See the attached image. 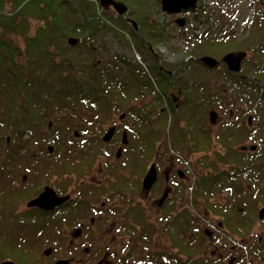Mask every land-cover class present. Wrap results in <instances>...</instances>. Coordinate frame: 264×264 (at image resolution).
<instances>
[{"label": "trees", "instance_id": "16d2710c", "mask_svg": "<svg viewBox=\"0 0 264 264\" xmlns=\"http://www.w3.org/2000/svg\"><path fill=\"white\" fill-rule=\"evenodd\" d=\"M115 1L127 6L124 15L117 14L111 7L101 6L99 0H0V155L7 168L5 172L16 171L20 176L33 177L32 173L38 171L34 164L40 165L39 160L46 153L55 156L56 160L57 157L64 159L65 165L71 164L69 170L80 169L100 154L98 147L119 141L118 129L122 122L128 129L127 143L122 146L124 157L138 156L139 161L135 160L134 164H142L144 171L156 157L169 154L168 150L178 157L181 151L188 157L209 144L237 140L238 134L245 133V139L260 144L255 153L222 150L215 157L248 155L247 159L257 156L259 161L239 167V173L232 169L216 171L212 176H199L197 186L193 187L195 204L200 205L196 200L202 202L201 193L205 192L204 204L218 207L224 214L225 223L236 222L244 227L241 230L244 233L252 216L257 219L258 202L264 201L262 125H254V116L258 115L257 121L264 119V111L246 107L249 96L256 97L260 106H264V10L254 9V18L238 34L224 30V26L217 27L215 32L206 28L200 35L191 33L190 39L186 40L192 44L189 50L183 51L186 53L184 60L172 63L163 61L160 54L153 51V46L165 43L171 31L168 22L159 26L151 16L159 1ZM198 8L199 5L191 10L197 12ZM193 17L196 18V14ZM108 29L116 31L120 43L129 42L136 48L150 75L123 53H116L107 60L103 47L94 43V38ZM17 36L22 38V45L15 41ZM71 36L77 38L75 45L68 44ZM77 50L82 52L80 59ZM227 53L243 54L238 71L226 67L222 58ZM203 57L217 60L216 65H206L201 60ZM212 69H219V74L224 77L215 90L200 85L206 83L203 82L205 70ZM229 87L245 96L244 109L234 112L240 115L237 120L225 121L214 128L205 115L215 105H222L226 99L224 90ZM146 95L149 98L142 99ZM138 96H142L139 104L131 105L130 97L138 99ZM232 101L229 100L228 107ZM52 112L56 122L49 128V121L45 124V120ZM113 113L118 116L124 113L123 117L127 119L133 117V125L130 130L129 121L118 119L113 123L118 129L108 145L102 136L107 129L104 124ZM249 113L253 125L247 123ZM75 130L78 137H74ZM133 136L138 142L134 143ZM51 144L56 148L54 155L47 151ZM57 162L62 168L61 162ZM142 169L135 167L133 175L139 176ZM234 175L237 180L244 179L240 189H233L230 184L235 181ZM12 180L5 184V195L17 193L18 188L10 183ZM38 185L40 182L36 187ZM219 186L229 190V196L226 192L223 202L216 200L212 204L209 197L217 194L215 191ZM180 188L185 189L183 181ZM68 202L60 206L62 212L67 209ZM22 213L27 215L15 218V211L0 214V260L40 264L42 256L38 253L54 241L48 238L52 230L49 212L31 208ZM144 213L143 210L134 211L142 219L141 223L146 217ZM179 218L182 223L183 213L176 216L177 220ZM186 221L190 222L188 216ZM196 225L203 236V229ZM168 230L174 234L173 226H168ZM170 239L173 244L174 238ZM185 242L186 239L179 243L183 256L177 264L194 262L190 255L195 250L186 247ZM255 245L259 260H264L261 258L264 257V237ZM165 256L175 257L172 252H165Z\"/></svg>", "mask_w": 264, "mask_h": 264}, {"label": "rangeland", "instance_id": "374dc122", "mask_svg": "<svg viewBox=\"0 0 264 264\" xmlns=\"http://www.w3.org/2000/svg\"><path fill=\"white\" fill-rule=\"evenodd\" d=\"M158 6L156 8H153L151 11V16L155 20V22L161 26L164 25L165 22H168L170 27V34L169 38L165 41L164 44H156L153 46V51L158 52L160 54V58L165 62H176V61H183L185 58L186 53L183 51L189 50V46L191 47L190 42H188L186 39H190L191 33H195L196 30H205L206 28H213V27H220V26H226V27H232L233 28V34L240 33L245 26L248 27V24L252 20L253 17V11L257 8H261L264 10V0H197V6L199 5L200 8H198L197 12H193L191 9H188V12L181 11L180 13H169L164 12L161 9L160 0H158ZM200 1V2H199ZM204 6V7H202ZM111 7L112 6H107ZM114 10V9H113ZM115 11V10H114ZM116 12V11H115ZM196 14V18L193 16ZM199 14V15H198ZM189 17L188 19L186 18ZM178 17L184 18V23L182 26H179L175 19ZM256 19V18H255ZM186 20V21H185ZM231 29V28H230ZM167 35V34H166ZM18 44L22 45L23 40L21 37L17 36L15 39ZM98 43L100 46L103 47V52L105 54V57L108 59H111L116 53H123L127 57H129L130 61L138 63L142 68L147 71V74L150 75V70H147V64H144L145 62L141 58L140 54L136 50V48L130 44L129 42L126 43L123 41L120 43L118 35L115 30L108 29L107 31L103 30L99 34L96 35L94 38V43ZM179 47V49H178ZM177 48V50H175ZM181 50V51H180ZM77 58L80 59L82 52L80 50L76 51ZM234 56V55H233ZM141 60L143 63H141ZM204 81L206 83H202L200 85H203L206 89H212L215 90V87L218 86L221 81L224 79L222 75L219 74V69H212V70H205L204 73ZM126 79V78H125ZM127 80H130L127 79ZM200 90V89H199ZM224 96L226 97L225 100H223L222 105H215L213 107V111L215 110L217 115H227V113L231 110L233 112L243 110L242 108L243 104L246 102L245 96L241 95V91H237L235 88H225L224 90ZM142 96H138V99H134L130 97V104L131 99H133V105H138L141 101ZM149 97L146 95L142 99H148ZM249 101L246 104V107H254L258 110V112L264 111V106H260V101L256 97L250 98L248 97ZM140 100V101H139ZM232 101V105L228 107V104ZM235 100H239V103H235ZM177 101V99H175ZM256 104L257 107L254 105ZM236 108V109H234ZM77 110V108H76ZM209 113V112H208ZM122 114V113H121ZM124 114V113H123ZM247 123L252 124V115L251 113L247 114ZM206 119L207 114L205 115ZM258 116V115H257ZM257 116H254L255 126L257 124L262 125V134L264 131V119L258 118ZM118 114H112L111 119L104 124V128H107L109 125L116 123L118 118ZM55 114L53 112L46 117L45 124L49 121L51 123V126L49 128L54 127L55 125ZM122 119H126L129 122L133 123V117H129L128 119L126 117H123ZM154 120V117L153 119ZM48 124V123H47ZM218 122L215 121L212 126L215 128L217 127ZM253 125V124H252ZM46 126V125H45ZM110 127V126H109ZM46 129V128H45ZM108 129V128H107ZM106 129V130H107ZM121 129H125L123 122L121 123V128L118 130V137H120ZM77 134H74V137H78V132L75 130ZM105 133V132H104ZM124 134V132H123ZM252 136V134H249ZM127 136H128V130H127ZM239 139L233 140L230 142L225 143H212L209 144L206 148H202L200 150H196L195 152L189 154L188 157L182 155L181 151H179V156L182 158L180 159L182 162L189 163L188 168L183 166H176L178 169L185 172V176L182 177L185 183V189L178 188L177 191L171 190L168 197H164L161 203H158L160 197L162 196L161 190L163 189L162 183L160 186L156 188L149 189L148 192H143V196L145 197V201L143 202L140 199H137L138 193H140V184L135 183L133 188L130 189V192L134 195V199L137 203H144L147 206V216L144 219V222L141 223L140 218H133V225L131 224L129 226L130 231H127L128 228L122 227L119 233H125V234H131L134 236V238H146L147 246L142 245L141 243L138 245V249H136V252L134 254V260L132 261L133 264H152L151 261L156 262L155 264H160L157 262L156 258L152 256L154 253L153 251L159 247L160 243L167 244L166 251L171 250H178V252L181 255V244L180 241H183L186 239V242L184 245L186 247H190L191 249L195 250V253L190 255L193 258V264H260V260L258 257L257 249L258 246L255 245V242L261 243L263 237H264V220H259L258 218L255 220L254 216H252L250 223H246L244 233H241L244 230V227H241L236 222H230L227 225L222 218L224 214L221 213V211L216 207L215 205L212 207H208L204 204L205 202V196L207 194L205 192L201 193V200H196V202H199L200 205L195 204V197L193 196V189L191 188V185L197 186V179H199L201 176H212L216 174L215 172H224V171H230L234 169L238 172L240 170V166H247L251 165L252 163L258 162L260 157L254 156L252 158L247 159L245 155H232L230 158L227 157H215L217 156V153H220L222 150L224 151H244L249 152L250 154H253L258 149L259 145L257 142L255 144H252L249 139H245L246 135L244 134H238L237 135ZM244 137V138H243ZM162 138V136H161ZM160 138V139H161ZM168 138V137H167ZM159 139V140H160ZM134 143L138 142V140L133 136ZM158 142V141H157ZM264 143V139H263ZM53 144V142H52ZM51 144V145H52ZM108 144V143H107ZM119 144L115 143L113 148L111 149L112 154L115 151V147ZM50 145V146H51ZM245 146V147H244ZM52 150L51 152H48L49 154H53V151H56L54 145L51 146ZM105 148V147H104ZM169 154L164 155L174 157V154H170V150H168ZM223 151V152H224ZM181 152V153H180ZM203 154V155H202ZM47 155V153H46ZM0 176H3L5 179V184L9 183L8 180H11L10 183L14 184L20 192L13 194L9 193L8 195L0 197V214H11L15 211L16 217L22 216L20 214L19 210L23 208L25 210V207L23 206L26 201L35 196L36 193H38L42 186L34 184L31 181L26 183L20 182V173L16 171H8L5 172V166L3 165V156L0 155ZM178 158V157H176ZM165 161V160H164ZM162 162V165L164 163ZM156 162L157 171L159 173V177H162V171L163 166L160 165V169L158 168V161ZM55 166H58L60 164L53 163ZM145 168V167H144ZM144 168L142 170H139L138 175L142 176V172L144 171ZM7 169V168H6ZM233 171V170H232ZM145 172V171H144ZM175 173V172H174ZM239 173V172H238ZM237 173V174H238ZM19 174V175H18ZM176 174V173H175ZM174 178V174L172 175ZM200 176V177H199ZM8 177V178H7ZM199 177V178H198ZM236 175H234V178ZM16 178V179H15ZM181 178V176H180ZM1 179V177H0ZM229 182V179H228ZM244 182L243 180H237V177L235 178V181L233 183L230 182V184H233V189L237 188L240 189V186ZM228 186V185H226ZM261 189H259L260 191ZM217 194L214 196H208L209 200L212 202V204L218 200L220 202H223L225 198L227 197L226 192H228L229 196V190L226 191V189H222L221 186L218 187V189L215 191ZM214 192V193H215ZM257 191L255 190L254 193ZM1 193V190H0ZM161 195V196H160ZM157 201V204H156ZM264 204V201L258 202V206H262ZM264 206V205H263ZM205 207H208L206 209ZM216 207V208H215ZM77 210L76 206H73L69 209L68 213L73 214ZM149 210V211H148ZM224 211V208H223ZM206 212V213H203ZM180 213H183L185 216V219L182 223H180L181 218L179 220L176 219V216ZM199 213V214H198ZM60 214V212H59ZM206 214V215H205ZM190 218V222L186 221V217ZM196 216H200V218H197ZM204 216V217H201ZM174 221V224H171V222ZM245 223V219H243ZM120 222V220H118ZM248 222V221H246ZM198 226L200 225L202 229L206 228L210 224H218V229L215 232L216 235L221 236V241H217L215 238L216 236L210 237V240L206 241L207 237L205 235H201L200 230L197 231ZM18 225V223H16ZM121 224V223H120ZM242 224V221L241 223ZM174 227V234L168 230V226ZM228 228H227V227ZM196 229V230H195ZM238 230V233L236 230ZM242 230V231H241ZM148 234V232H150ZM223 232V233H221ZM68 234V231H66V235ZM242 236V237H241ZM241 237V238H240ZM170 238H174L173 245ZM69 239V238H68ZM53 242L50 243V246L45 247L41 250V252L38 253V255L42 256V259L40 260V264H51V262L57 258H59L61 255H66L69 252H72L74 250V246L70 245L71 243H65L64 238H52ZM86 238H79L77 241L78 244L85 245ZM188 241V242H187ZM207 243H209L207 245ZM73 244V243H72ZM195 244V245H194ZM74 245V244H73ZM51 248V253L49 255L43 254V250L45 248ZM54 247V248H52ZM69 247V248H68ZM82 249L79 246L78 251ZM255 250V251H254ZM77 251V249H75ZM72 254V253H71ZM185 254V253H184ZM74 257V262L79 259L77 254H72ZM183 256V254L180 256V258ZM222 256V258H221ZM234 258L233 261L230 260ZM261 258H264L261 256ZM219 259V260H218ZM4 259L0 260L1 261ZM214 260V261H213ZM235 260L237 262H235ZM264 260H261V264H264ZM228 262V263H227ZM75 264V263H73ZM161 264H177V261L173 258H167L165 256L164 262Z\"/></svg>", "mask_w": 264, "mask_h": 264}, {"label": "flooded vegetation", "instance_id": "af4514ba", "mask_svg": "<svg viewBox=\"0 0 264 264\" xmlns=\"http://www.w3.org/2000/svg\"><path fill=\"white\" fill-rule=\"evenodd\" d=\"M233 57H239L241 64L243 54L234 55ZM131 100L133 105V99ZM211 111L213 110L209 111L208 119ZM214 112V120L211 122L209 119V122L210 124H214L215 121H217V126L225 121L237 120L238 116L240 118L239 113H234L231 110L227 113V115H217L215 110ZM118 118H123V114H120ZM129 124L131 125L129 126V129L132 130L133 123L129 122ZM50 126L51 123L48 122L47 127ZM109 126L114 127V131L110 140L103 141L104 143H109L116 129H118L117 124H111ZM109 126L107 128H110ZM126 130L128 129H121V135L118 141L119 144L115 147L116 149L113 154L111 149L115 143H117V141L110 145L108 144L109 146H105V148H103V146L98 147L97 151L100 152V154L94 158L93 161L90 160V162L85 163L80 169L76 168L75 170H69L71 164L65 165L64 163L66 161L64 159L57 157L58 160H56L55 156L44 155L43 158H40L39 160L40 165L37 162L34 164L33 167L37 168L38 171L36 173H32L34 174L33 177H30L28 174L20 176L21 183L31 181L36 185L40 182L42 188L39 192H41L45 186H49L58 196L68 195L67 200H69V202L66 206L67 209L63 212L60 206L67 200L55 206L51 210H44L36 206H27V202L30 199L36 197L39 192L26 201V203L23 205L25 210H23V208L19 210L22 216L27 215V213L22 212L31 208H37L38 210L49 212L48 217L52 224V230L51 235L48 238H64V242L66 244L71 243L70 245L75 247L72 252L68 253L69 255L67 257L66 255H61L59 258H57L67 259V264H96L98 262H100V264H133V253L139 248L138 245L140 243L142 245L145 243L144 246H147L146 238H134V236L131 234L119 233V231L122 227L126 229L128 228L127 231H130L129 226L131 224L133 225V218H137V216L134 214V211L143 210L145 211L143 216H147V206L144 203H137L134 199V195L130 192V189L133 188L135 183H139L141 191L138 193L137 199H140L143 202L145 201L142 191L148 192L149 189L143 188L142 179L152 163L155 165L157 176L151 185L150 190L160 186L162 183L163 189L161 190V195L166 192L165 197H168L169 193H171V190L177 191L178 188L180 189L181 182H184L182 177L185 176V172L178 169V167H175L178 165H184L186 168H188L189 163H186L185 161L182 162L180 160L182 158L176 155H174V157H163L164 155L161 157H156L154 160L149 162V164H147L146 170L142 176H134L132 173L133 169L135 167L137 169H142V164H134L135 160H137V162L139 161L138 156L131 154L127 155V157H124L122 146L126 145L127 140L126 143H122V137L124 135L125 138H127ZM262 139H264L263 134ZM119 149V154H117ZM47 151L51 152L49 151V146H47ZM164 160L166 161L165 167L163 166L165 165ZM57 161L61 162L62 168L53 164H58ZM155 161H158L157 164L159 169L161 167L160 165H162V162L164 161L162 165V177H159ZM48 166L52 168L57 167L58 169L52 170L49 169ZM173 174L174 178L172 176ZM0 177V197H2L5 196V179L3 176ZM191 188L193 189L192 185ZM18 192L20 191L17 190V193ZM263 205L257 209L256 216L259 220L264 218V214L262 218H259V210L261 207H263ZM73 206H76L77 210L75 213L69 214L68 211ZM59 212H62L61 215ZM196 217L200 218V216ZM118 220H120V222H118ZM218 225L219 223L216 225L210 224L203 229V233L207 237L206 241H209L212 235L217 237L215 238L217 241H221L222 237L215 234L218 229ZM66 231H68L67 235ZM207 232H209V234ZM79 238H86L85 245L81 246L77 243ZM79 246L82 249L78 251ZM166 246L167 244L160 243L159 247L153 251L154 253L152 256L156 258V261L161 264L164 262L165 252H172L175 255L174 259L178 262L181 256L178 250L174 251L170 249L169 251H166ZM75 249H77V251H75ZM156 252H158L157 256L155 255ZM71 253L78 255L79 259L76 260V262H74L75 256H73ZM55 260H53L51 264ZM233 260L234 258L230 260V263ZM235 262L237 261L235 260ZM259 262L261 264V260ZM151 263L155 264L156 262L151 261Z\"/></svg>", "mask_w": 264, "mask_h": 264}, {"label": "water", "instance_id": "95a60500", "mask_svg": "<svg viewBox=\"0 0 264 264\" xmlns=\"http://www.w3.org/2000/svg\"><path fill=\"white\" fill-rule=\"evenodd\" d=\"M99 3L103 7L112 6L113 9L116 11L117 14H124L127 11V6L123 3L116 2L115 0H99ZM197 0H160L161 9L164 12L169 13H180L181 11L189 8H196L197 7ZM175 22L182 26L184 23L183 17H178L175 19ZM68 44L69 45H75L77 42V38L75 37H69L68 38ZM206 65L213 66L216 63V60L210 57H203L201 59ZM222 60L225 62L227 68L230 71H237L240 66V58L239 57H233L231 53H227L223 56ZM215 117V112L211 111L209 114V119L211 122H213ZM114 131V127H110L106 130V132L103 134L102 139L103 141H109ZM77 134V133H75ZM263 138H264V131H263ZM122 143H126V138L123 135L122 137ZM52 150V147L49 146V151ZM120 149L117 151V154H119ZM157 176L156 168L154 163H152L147 172L145 173L143 179H142V186L145 189H150L151 185L155 181ZM166 196V192L163 193V195L160 197L158 203H161L164 197ZM68 195L64 196H58L55 191L49 187L45 186L39 194L30 199L27 202V206H36L44 210H51L55 206L63 203L65 200H67ZM264 214V206L260 208L259 210V218H262ZM209 234V232H207ZM51 253V248H45L43 250V254L49 255ZM67 259H57L52 264H67ZM0 264H17L13 260L10 259H4L1 261ZM100 264V262L96 263Z\"/></svg>", "mask_w": 264, "mask_h": 264}, {"label": "bare ground", "instance_id": "6f19581e", "mask_svg": "<svg viewBox=\"0 0 264 264\" xmlns=\"http://www.w3.org/2000/svg\"><path fill=\"white\" fill-rule=\"evenodd\" d=\"M192 9H195V8H192ZM187 10H188V9H185V10H183V12H187ZM120 15H124V14H120ZM230 28H231V29H230ZM230 28L225 26V29H224V30H226V31H228V30H229V31H233V28H232V27H230ZM210 30L213 31V32H215V31H217L218 29H217L216 27H213V28H210ZM203 32H204V30H199V31L196 30V31H195V34H196V35H200V34L203 33Z\"/></svg>", "mask_w": 264, "mask_h": 264}]
</instances>
